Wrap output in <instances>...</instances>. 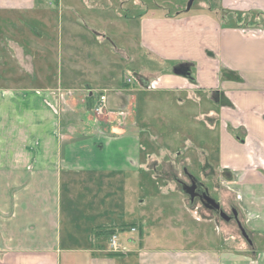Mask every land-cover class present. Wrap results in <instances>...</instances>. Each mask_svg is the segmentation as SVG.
<instances>
[{
	"label": "crops",
	"instance_id": "0c3cea01",
	"mask_svg": "<svg viewBox=\"0 0 264 264\" xmlns=\"http://www.w3.org/2000/svg\"><path fill=\"white\" fill-rule=\"evenodd\" d=\"M66 1L46 7L48 0H0L6 55L0 63V264H264V249H255L256 240L264 244V0H232L245 7L226 12L241 15L244 9L247 20L256 19L253 25L238 18L220 24L201 10L211 13L209 0H201L193 14L160 16L147 7H114L123 0L112 7ZM211 1L225 6V0ZM104 37L112 46L117 42L121 60L103 51ZM52 49L55 56L48 57ZM56 49L58 59L68 62L64 78L60 67H51ZM142 51L155 64L157 92H184L189 102L200 100L199 94L218 100V110L202 113H218L219 123L211 122L218 123L214 170L218 177L229 173L216 184L219 194L224 184L229 196L215 201L236 209L256 237L249 255L224 253L221 245L147 248L133 237H122L119 251L109 249L107 231L122 224L99 222L101 207L110 203L112 175L132 186L141 167L138 137L126 122L110 125L97 117L94 130H74L60 93L87 91L95 104L105 92L111 107L131 95L135 100L137 90L156 92L142 87L148 72L136 70L134 81L124 72Z\"/></svg>",
	"mask_w": 264,
	"mask_h": 264
},
{
	"label": "rangeland",
	"instance_id": "374dc122",
	"mask_svg": "<svg viewBox=\"0 0 264 264\" xmlns=\"http://www.w3.org/2000/svg\"><path fill=\"white\" fill-rule=\"evenodd\" d=\"M48 1L50 3L46 4V7H64V3H67L66 0ZM134 1H139L140 3L136 2L138 4L134 5L132 0H123L121 3L117 2V0H78L79 4L77 7H90L92 5L93 7H112V2H117L114 7H122V5L123 7H142L141 10L147 7L148 14L160 16L159 14L162 13L174 15L176 12L184 11L188 2V0ZM200 1L194 0L186 14H193ZM206 2L208 1L206 0ZM223 2L225 6L221 7L219 1L213 2L209 0L211 13L208 7L201 8V10L206 15H214L217 22L223 25L234 23L235 18L244 23L249 21L251 25L256 21L255 18L254 20H247L249 16L245 14L244 9L241 15L232 11L226 13L230 10L229 7L239 8L237 5L241 4L245 7V2L241 4L239 1L233 3L232 0ZM232 10H235V8ZM122 12L124 13L125 11ZM261 19L263 17H260V22L262 21ZM35 20L31 18V24H36ZM54 20L56 21V15L53 18ZM20 22L22 23V21ZM0 24L3 23L0 21ZM0 28L2 27L0 26ZM17 29L20 31V28ZM4 32V30L0 31V38L3 40ZM51 42L56 48V40L52 39ZM102 48L104 52L108 50L112 55L115 54L118 60H121L120 56L122 53L117 42H115V46H112L110 39L104 37ZM53 53H55V49L47 52V56H55ZM3 54H5L4 50L0 46V55H2L0 56V63L2 65L5 64L3 58H6V55ZM52 62L51 67L53 70L57 72V68L60 67L62 78H64L63 75H65L66 69H69L67 60L63 59L61 62L57 55V58L54 57ZM91 63L93 64V62ZM166 67L171 70L170 63L166 64ZM125 68V74L130 75L133 81L135 80L134 74L137 72L136 70L148 72V81L142 87L144 89L150 88L155 64L144 51L138 56L136 55L135 60L132 59V63H126ZM85 86L86 84L83 82L79 84L80 88ZM136 86L138 85L135 84ZM136 89L138 88L136 87ZM183 93H173L171 90L159 93L157 89L156 92L148 89L137 90L134 92L135 100L131 95L128 99H125V102L115 101L110 103V110L123 109L127 113L124 123L126 122L125 124L129 127V130L135 132L138 137L141 167L136 171L135 179L130 184L132 185L130 189H128V181L124 182L123 185L122 181L117 180V178L112 179L114 175H112L113 177L111 176L108 187L110 203L108 206L106 203H104L103 207L100 206L103 214L100 219H97L100 220L99 222L108 220L110 223L122 224L114 228L113 226L110 227L112 232H107L108 234L106 235L108 236V246L110 236L113 233H117L120 243L122 237L125 239L133 237L141 243V246H146L147 248L180 245L189 248H203L221 245L224 253L237 252L249 255L253 248L252 243H254L256 237L249 234L241 224L251 240V244H249L241 234L240 228L235 221H225L213 210L204 208L198 201H190L181 185L175 180V178H178L187 182L185 177V172H187L205 185L211 198L217 200L220 195L223 197L229 196L224 193V184H221L220 187L223 194L222 192L218 193L219 187H217L220 180L223 182V179L229 178V173H224L221 178L218 177L217 171L214 170L217 163L218 113L215 115L211 112L212 116L209 117H205L202 114L204 112L208 114L211 109L218 110L219 102L214 99L213 94H209L211 97H204L199 94L200 100L189 102L185 100L187 94ZM60 94L61 96L65 95V100L64 98L61 99V107L64 105V101L67 100L63 110L65 115L70 117V125L73 126L74 130H76L75 127L78 130L84 128L86 131L94 130L95 126H97L93 113L95 104L93 100L88 99L87 91H79V93L71 95L66 91V93L62 92ZM205 94L208 95V92ZM193 96L196 98L197 92L193 93ZM93 97L95 96L93 95ZM75 103L78 104L76 105ZM216 119L218 123L211 124ZM99 120L107 122L105 116L99 117ZM112 124L114 125V122H111L110 125ZM62 127L67 128L66 121L62 122ZM101 131H108V129L103 126ZM124 174L125 176L127 175V173ZM73 206L75 207L76 204H73ZM131 227H134L133 232L129 229ZM255 243L257 244V246L255 244L256 250L264 249V244H261L258 240ZM251 246L252 248L250 249Z\"/></svg>",
	"mask_w": 264,
	"mask_h": 264
},
{
	"label": "built area",
	"instance_id": "2783aa9c",
	"mask_svg": "<svg viewBox=\"0 0 264 264\" xmlns=\"http://www.w3.org/2000/svg\"><path fill=\"white\" fill-rule=\"evenodd\" d=\"M130 78H125V82H129ZM157 86V81H152L150 83V88H155ZM94 116L99 118L105 116L107 122H114L115 125H123L124 120L126 119L127 113L123 109L119 110H110L107 104V95L105 92L99 93L94 109ZM130 230L133 232L134 227H131ZM109 248L111 251H119L121 248V244L118 239V234L113 233L109 238Z\"/></svg>",
	"mask_w": 264,
	"mask_h": 264
},
{
	"label": "flooded vegetation",
	"instance_id": "af4514ba",
	"mask_svg": "<svg viewBox=\"0 0 264 264\" xmlns=\"http://www.w3.org/2000/svg\"><path fill=\"white\" fill-rule=\"evenodd\" d=\"M185 177L187 179V182L183 181V180H179L178 178H175L176 182L178 184L181 185V188L183 189V186H185L186 188L188 187H193V189L191 190L192 194H193V198L191 200L190 195L188 193H186L183 189V191L185 192V194L188 196V199L190 201H198L204 208L208 209V210H213L214 212H216L219 215V212H223L227 217L228 220L225 221H230L233 220L236 222L237 226H238V222L240 223L239 217H238V213L236 211V209L231 208V209H223L220 205H219V209H214V208H210L206 201H205V197L209 196L207 193V190L205 188V185L200 181V180H196L192 175H190L189 173L185 172ZM210 197V196H209ZM211 198V197H210ZM214 199V198H212ZM215 200V199H214ZM235 211V215L233 214ZM227 212V213H226ZM223 219V218H222ZM241 224V223H240ZM239 227V226H238Z\"/></svg>",
	"mask_w": 264,
	"mask_h": 264
},
{
	"label": "water",
	"instance_id": "95a60500",
	"mask_svg": "<svg viewBox=\"0 0 264 264\" xmlns=\"http://www.w3.org/2000/svg\"><path fill=\"white\" fill-rule=\"evenodd\" d=\"M193 1L194 0H188L184 11H188L190 9V6H191ZM183 189L186 193H188L190 195V198L192 200L193 194H192L191 190L193 189V187L191 186V187L186 188L185 186H183ZM205 201L210 208L219 209V204L214 199L210 198L209 196L205 197ZM233 214L235 215V211ZM219 216L225 220H228V217L223 212H219ZM238 226L240 228V231H241V234L243 235V237L248 241L249 244H251V240L248 238L244 228L241 226V224L239 222H238Z\"/></svg>",
	"mask_w": 264,
	"mask_h": 264
},
{
	"label": "trees",
	"instance_id": "16d2710c",
	"mask_svg": "<svg viewBox=\"0 0 264 264\" xmlns=\"http://www.w3.org/2000/svg\"><path fill=\"white\" fill-rule=\"evenodd\" d=\"M107 232H108V233H109V232L111 233V232H112V230H111V229H109Z\"/></svg>",
	"mask_w": 264,
	"mask_h": 264
}]
</instances>
